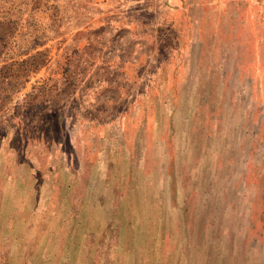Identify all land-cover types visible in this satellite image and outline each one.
Segmentation results:
<instances>
[{
    "label": "rangeland",
    "instance_id": "obj_1",
    "mask_svg": "<svg viewBox=\"0 0 264 264\" xmlns=\"http://www.w3.org/2000/svg\"><path fill=\"white\" fill-rule=\"evenodd\" d=\"M0 264H264V0H0Z\"/></svg>",
    "mask_w": 264,
    "mask_h": 264
},
{
    "label": "crops",
    "instance_id": "obj_2",
    "mask_svg": "<svg viewBox=\"0 0 264 264\" xmlns=\"http://www.w3.org/2000/svg\"><path fill=\"white\" fill-rule=\"evenodd\" d=\"M178 3V2H177ZM176 2H171L169 5H168V3L166 4H164L163 5V8H164V11L165 12H169V8L172 6V7H179V6H181V5H179V4H177ZM169 6V7H168ZM216 13V12H215ZM217 13H224V15H225V11L224 12H217ZM216 16V15H215ZM161 18H164V16H162ZM168 19V18H167ZM169 20V19H168ZM172 20V22H171V24L170 25H172V27L173 28H175L176 30H178V27H177V25H178V21H177V19H171ZM165 52L167 53V56L163 59V60H161V63L159 64V65H157L156 67L160 70V72H162V69L164 68H169V67H172L173 65H172V63H174V59H179V60H181V58H182V55H181V53H183L184 51H183V49L181 48V46H178V47H172V48H165ZM138 61L139 62H142L143 60H137L136 61V59L134 60V62H128V66H129V68L130 67H135V66H140V64L138 63ZM141 66H143V65H141ZM149 67H152V64H150L149 65ZM128 74H130V73H128ZM128 78L129 79H135V77H133L132 75H129L128 76ZM138 79H146V77H140V78H138ZM155 79V78H154Z\"/></svg>",
    "mask_w": 264,
    "mask_h": 264
}]
</instances>
